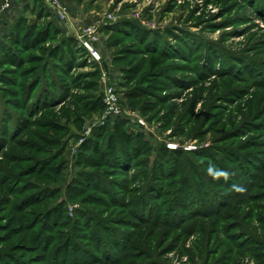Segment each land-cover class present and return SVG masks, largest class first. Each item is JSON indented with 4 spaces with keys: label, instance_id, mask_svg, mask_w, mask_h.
I'll list each match as a JSON object with an SVG mask.
<instances>
[{
    "label": "rangeland",
    "instance_id": "1",
    "mask_svg": "<svg viewBox=\"0 0 264 264\" xmlns=\"http://www.w3.org/2000/svg\"><path fill=\"white\" fill-rule=\"evenodd\" d=\"M59 5L0 17V264H264V0Z\"/></svg>",
    "mask_w": 264,
    "mask_h": 264
},
{
    "label": "built area",
    "instance_id": "2",
    "mask_svg": "<svg viewBox=\"0 0 264 264\" xmlns=\"http://www.w3.org/2000/svg\"><path fill=\"white\" fill-rule=\"evenodd\" d=\"M11 1L12 0H2V3L0 5V17H1V14L8 10L10 7H11ZM42 1L43 3H45L49 8H52V9H56L57 13L59 15H61V17H64L63 16V10L62 8L60 7L59 5V0H40ZM84 46L91 52V54L93 56L97 55V52L95 49H93L91 47V45L89 44V42H85L84 43ZM105 103L109 106H111V110L114 109V107L112 105L115 104V98L114 97H109L108 95L105 97ZM116 111H118L117 108H115ZM139 122L142 123V121L139 119Z\"/></svg>",
    "mask_w": 264,
    "mask_h": 264
},
{
    "label": "trees",
    "instance_id": "3",
    "mask_svg": "<svg viewBox=\"0 0 264 264\" xmlns=\"http://www.w3.org/2000/svg\"><path fill=\"white\" fill-rule=\"evenodd\" d=\"M117 124H119V123L117 122V123H116V125H117ZM110 136H111V135H110ZM124 136H125L126 138H128V137H127L128 135H127V134H125V133H124ZM102 158H103V157H102Z\"/></svg>",
    "mask_w": 264,
    "mask_h": 264
}]
</instances>
